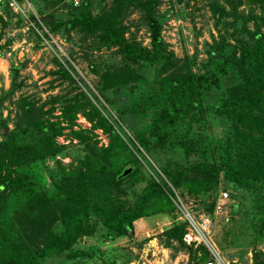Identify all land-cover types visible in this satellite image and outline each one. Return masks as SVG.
<instances>
[{
	"label": "trees",
	"instance_id": "1",
	"mask_svg": "<svg viewBox=\"0 0 264 264\" xmlns=\"http://www.w3.org/2000/svg\"><path fill=\"white\" fill-rule=\"evenodd\" d=\"M40 2V13L45 4H57L64 13L57 18L48 12L42 18L49 31L61 25L67 33L80 34L78 38L91 44V50L113 55L103 68L91 61L88 66L97 74L96 90L115 117L103 114L82 90L61 100V116L81 154L68 168H46L45 175V159L63 148L56 139L64 124L50 119L52 108L36 106L22 95L13 99L24 62L9 65V85L0 95V264H44L54 256L61 259L59 264H78L95 257L73 246L81 236L100 230L105 240L131 237L134 220L171 210L172 191H167L163 178L158 181L145 170L133 152L139 148L181 197L212 196L221 175L225 187L261 190L264 199V0H250L253 28L235 37L227 52L226 43L220 42L216 53L209 51L201 69L192 57L177 56L168 48L160 33L161 0H106L94 14L82 0L78 5L65 0ZM240 3L212 0L211 4L220 14L242 19ZM9 9L0 2V30L7 24L1 12L7 17L14 14ZM130 14L136 17L126 23ZM129 23L146 29L147 43L129 31ZM9 42L8 37L0 48ZM53 62L52 72L76 85L64 65L55 57ZM209 89L220 90L215 116L232 114L243 129L218 123L223 132L213 133L204 104ZM108 93L114 94L113 100ZM4 99L15 105L10 125L2 115ZM75 110L81 111L89 128H72ZM92 128L105 134V144L97 143ZM229 133L235 137L232 145L227 144ZM212 137L222 142L224 156L212 152L206 156L204 146L214 148ZM176 147L201 156L171 161L167 154ZM213 203L212 199L204 204L205 210L211 211ZM257 214L253 228L259 231L264 211ZM184 222L163 229L165 243L175 240L192 264L212 260L205 245L182 239ZM217 243L231 244L224 235ZM98 264H117V259L99 258Z\"/></svg>",
	"mask_w": 264,
	"mask_h": 264
},
{
	"label": "rangeland",
	"instance_id": "2",
	"mask_svg": "<svg viewBox=\"0 0 264 264\" xmlns=\"http://www.w3.org/2000/svg\"><path fill=\"white\" fill-rule=\"evenodd\" d=\"M65 1L78 5L81 0ZM82 1L94 14L98 5L106 0ZM19 2L24 3L25 0H19ZM27 3L29 9L27 17L30 22L18 13L13 12L14 14L7 17L4 12H1L7 24L0 30V42L3 43L8 37L10 42L0 48V95L9 85V65L24 62V66L18 72L19 88L14 91L13 99L22 95L31 99L36 106H42L44 109L52 108L50 119L58 118L64 124L61 134L56 139L63 148L58 155L45 159L46 164L42 169L46 175V168L55 171L63 166L66 169L69 163H75L74 156L81 154L76 143L77 139L70 136L69 126L61 116V100L82 90L103 114L115 117L100 93L97 92L95 87L97 74L92 72L88 66V61H91L95 65L100 64L103 68L112 61L113 55L105 50L104 52L91 50V44H87L86 41L82 42L78 38L80 34L67 33L61 25H58V29L56 27L54 32L49 31L42 18L47 16L48 12L56 15L57 18L61 17L64 13L58 9L57 4H45L43 12L40 13L37 10L39 7L42 8L40 0H27ZM211 3L212 0H161L159 5L163 13L160 33L168 48L177 56L186 54L192 57L195 65L200 69L209 51L216 53L219 43L225 42L224 51L227 52L230 49L229 43L235 42V37L240 36L241 32L250 31L254 24L249 13L250 0H241L238 5V10L242 15L249 14L246 18L244 16V19H233L228 14H220L218 8ZM228 6L227 4L226 7ZM133 17L135 18L136 15L130 14L126 23ZM137 25L129 23V31L142 43H147L148 32L144 27ZM53 57L69 71L76 85L52 72L55 69ZM114 59L117 61L118 57ZM108 96L113 100L114 94L108 93ZM219 98L220 90L217 89H209L205 94L204 104L210 118L208 127L213 129V133L223 132L224 128H219L218 123H225V128L229 129L232 124L243 129V125L235 120L232 114L224 117L215 116L214 108ZM12 101L3 100L2 115L9 125L15 109ZM71 125L74 129L90 127V123L79 110L74 111ZM92 133L98 144L106 143V136L99 128H92ZM234 138L229 133L227 144L232 145ZM127 143L130 149H134L131 143ZM221 143L220 140L212 137L211 145H214V148L205 145L206 156L209 158L210 152L215 156H224ZM172 151L167 156L174 162L192 161L201 156L197 152L185 154L178 147ZM133 152L153 178L158 181H160L159 178L164 179L165 185L169 188L167 191H172L173 208L164 213L151 214L134 220L131 237L120 235L112 240H105L100 230L91 235L81 236L73 246L89 254L94 253L95 257L82 259L78 264H98L99 258L117 259V264H186L187 262L192 264L188 252L180 248L175 240L166 244L165 235L162 233L163 229L173 223L185 221L183 218L186 215L189 218L192 216L197 223L201 222L202 215L209 216L210 227L207 238L217 251L221 259L220 264H264V225L259 231L253 228V221L258 220L260 216L257 214L258 210L264 211L261 190L254 188L233 190L229 186H224L225 181L219 175L212 196L204 198L200 195H185L181 197L142 148ZM222 190L227 192L226 197H221ZM212 199L214 200L213 208L211 211H206L204 204ZM184 223L187 227L188 223ZM223 235L231 244L220 247L217 239ZM196 243L205 245L202 241L195 242L194 245ZM59 260L61 259L54 256L47 258L44 264H59ZM206 261L208 260L204 263ZM210 261L214 262L213 259Z\"/></svg>",
	"mask_w": 264,
	"mask_h": 264
},
{
	"label": "built area",
	"instance_id": "3",
	"mask_svg": "<svg viewBox=\"0 0 264 264\" xmlns=\"http://www.w3.org/2000/svg\"><path fill=\"white\" fill-rule=\"evenodd\" d=\"M0 2H5V4L15 13H18L20 16H22L24 19L30 22L28 19L27 11L28 9V3L27 0H25L24 3H20L19 0H0ZM76 2V1H74ZM221 197H226L227 192L225 190H222L220 192ZM221 198V199H222ZM185 222H187L186 231L182 235V239L186 242H199L202 241L206 248L209 250L210 254L213 257V261H206L204 264H220V257L218 256L217 251L215 250L214 246L210 243L208 240V232L210 227V218L208 215H202L200 217L201 222L197 223L196 220L191 216L190 218L187 217V215L183 218Z\"/></svg>",
	"mask_w": 264,
	"mask_h": 264
},
{
	"label": "water",
	"instance_id": "4",
	"mask_svg": "<svg viewBox=\"0 0 264 264\" xmlns=\"http://www.w3.org/2000/svg\"><path fill=\"white\" fill-rule=\"evenodd\" d=\"M126 171H127V169H124V170H123V173L126 172Z\"/></svg>",
	"mask_w": 264,
	"mask_h": 264
}]
</instances>
